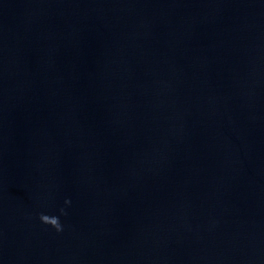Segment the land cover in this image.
<instances>
[{
	"label": "water",
	"instance_id": "1",
	"mask_svg": "<svg viewBox=\"0 0 264 264\" xmlns=\"http://www.w3.org/2000/svg\"><path fill=\"white\" fill-rule=\"evenodd\" d=\"M0 264H264V0H0Z\"/></svg>",
	"mask_w": 264,
	"mask_h": 264
},
{
	"label": "clouds",
	"instance_id": "2",
	"mask_svg": "<svg viewBox=\"0 0 264 264\" xmlns=\"http://www.w3.org/2000/svg\"><path fill=\"white\" fill-rule=\"evenodd\" d=\"M66 205L71 204V200L66 199L65 200ZM61 214L66 215L63 209H61ZM40 221L43 222L44 224H48L54 227L56 232H62L64 230V225L62 224L61 220L57 216H49L46 214H41L39 217Z\"/></svg>",
	"mask_w": 264,
	"mask_h": 264
}]
</instances>
